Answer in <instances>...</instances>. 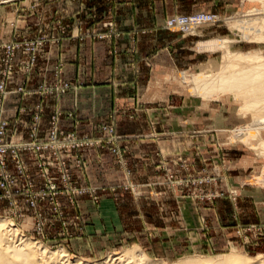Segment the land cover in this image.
<instances>
[{"label":"rangeland","instance_id":"obj_1","mask_svg":"<svg viewBox=\"0 0 264 264\" xmlns=\"http://www.w3.org/2000/svg\"><path fill=\"white\" fill-rule=\"evenodd\" d=\"M59 1L0 0V65L7 93L1 99L3 117L9 124V138L14 140L33 138L46 143L53 128L51 118L56 115L58 132L78 139L88 137L92 146L74 150L55 147L42 152L51 161H55L53 152L63 157L69 169L65 179L54 166L42 176L29 153L22 154L27 165L25 175L15 171L8 157L6 171L11 175L14 194L9 200H0V239L17 248L20 239L28 240L35 251H55L70 262L82 264H106L130 250L166 264L225 255L264 264V150L259 145L264 129L250 126L264 113L247 107L240 93L222 89L194 92L188 83L196 78L215 84L223 74L233 75L239 69L252 67L258 62L255 55L264 61V0H124L123 7L115 11L130 25L120 28L107 17L108 7L101 4L99 28L77 34L81 41L110 40L116 45L114 40H119L125 29L131 33L133 46L136 38L155 30L194 39L193 50L183 48L177 52L183 70L168 79L171 82L173 78L185 94L202 102L203 118H207L203 127H225L214 132L213 137L203 134L202 142L198 141L203 147L198 150L194 139L183 144L177 135L166 136L164 145L168 148L151 154L150 166L143 167L137 166L126 147L119 144L114 123L92 126L90 133L68 132L61 129L60 120L72 114L56 108L42 122L48 99L59 101L78 92L82 85L64 78L62 59L51 64V81H42L31 89L23 85L7 89L17 72L30 78L45 52L59 48L63 39L72 37L63 24L65 12L58 10ZM128 1L134 6L126 5ZM198 14L215 19L190 31L167 25L170 20ZM154 19L159 22L151 24ZM45 26L51 32L47 33ZM23 39H43L44 45L29 51L24 46L16 49L8 69L2 61L1 46ZM189 52L197 53L199 62L205 63L198 70L187 71ZM244 57L250 63L245 64ZM237 63L244 66L238 67ZM65 83L70 89L61 96L40 93L46 87L58 88ZM19 93L38 96L40 101L16 109L12 120L7 116L5 102ZM36 105L42 107L38 123L33 120ZM210 108L214 112L210 113ZM23 115L29 121H24ZM162 116L155 121V128H176L177 121L170 122ZM90 163L93 172L88 173ZM49 182L56 185L54 191L47 190ZM29 199L34 201V207L29 205ZM36 254L41 259L40 253Z\"/></svg>","mask_w":264,"mask_h":264},{"label":"crops","instance_id":"obj_2","mask_svg":"<svg viewBox=\"0 0 264 264\" xmlns=\"http://www.w3.org/2000/svg\"><path fill=\"white\" fill-rule=\"evenodd\" d=\"M123 1L60 0L58 10L65 12L63 24L72 33V37L63 39L59 48L45 52L30 78L17 72L14 82L7 89L20 85L31 89L42 81H51L54 77L51 67L62 59L65 63L64 78L80 81L82 85L78 92L69 93L59 101L48 99L42 122L45 123L51 109L56 108L61 109L64 114H72L71 117L64 115L60 120L61 129L68 132L90 133L92 126L114 123L116 135L120 136L119 144L126 147V152L137 166L143 167L150 166L151 154L168 148V145H164L165 138H168L166 136L177 135L178 142L183 144L187 139H194L198 150V147H203L198 142H202L203 134H211L213 137L214 132L225 126L215 124L203 127L207 118H203L202 102L195 96L185 94L183 87L174 83L173 78L171 82L168 79L183 70L177 52L183 48L185 51L193 50L191 45L194 39L191 37L184 38L179 34L155 30L151 32L153 34L136 38L137 44L133 46L130 41L131 33L123 29L124 33L119 40H114L116 45L110 40H79V32L99 28L101 4L108 7L107 17L112 18L115 26L120 28L130 25L126 17L118 18L115 11L116 7H123ZM125 3L133 5L129 1ZM150 22L155 24L159 21L154 19ZM45 28L47 33L51 32V28ZM191 52L187 71L198 70L205 64L199 62L197 53ZM181 77L184 84L183 73ZM39 101L38 96L27 97L20 93L9 96L5 102L9 108L7 116L14 120L16 109L31 107ZM209 111L214 112V109L210 108ZM162 115L170 122L173 119L177 121L176 128H155V121ZM189 117L193 120L188 127ZM22 118L29 121L26 115ZM92 167L93 164L90 163L88 173L93 172ZM106 202L103 201L104 204Z\"/></svg>","mask_w":264,"mask_h":264},{"label":"built area","instance_id":"obj_3","mask_svg":"<svg viewBox=\"0 0 264 264\" xmlns=\"http://www.w3.org/2000/svg\"><path fill=\"white\" fill-rule=\"evenodd\" d=\"M215 18L211 17L207 14H198L192 17L186 18H176L174 20H170L167 25L172 26L173 28H186L187 31L194 30L198 26L206 22H212ZM43 39L39 41H28L26 39L23 40H14L13 42H8L2 44L1 48L4 51L2 61L5 63V66L10 69V62L14 56V52L16 49L24 46L28 51L29 49L34 48H41L44 44ZM5 74L1 72V65H0V200L2 199H11L12 195L14 194V189L12 186V179L11 175L6 171L7 167V159L9 157L10 161L14 165L15 171H19L22 174H26V159L23 157V153H29L32 156V159L36 161L37 170L40 172L42 176L47 175L49 173V168L55 167L59 173L63 174L62 178L65 179L66 173L69 169H67L65 160L62 161L63 157H59L57 152H53L52 154L55 155V161L49 160V158H45L42 152L44 150L48 151V149H54L55 147H61L68 150L80 149L85 147H91L92 141L88 137L83 138H76L73 134H61L55 128L57 125V116H53L51 118L52 123V130L48 134V140L45 142H41L37 139L28 140V141H21L19 139L14 140L13 138H9L8 131H9V124L3 117V108L1 107V99L7 95L5 92ZM70 89L69 84H63L61 87L58 88H50L46 87L45 89L40 92L43 95L47 94H54L57 93L59 96L65 94ZM42 112V107L35 106L34 107V123H38L39 114ZM28 177H26L27 179ZM15 182V181H14ZM30 186V184H28ZM27 187V186H26ZM31 187V186H30ZM28 188V187H27ZM56 189V185L49 182L47 190L54 191ZM19 190L16 191L18 193ZM27 191V190H26ZM29 205L34 207L35 203L33 200H28Z\"/></svg>","mask_w":264,"mask_h":264},{"label":"bare ground","instance_id":"obj_4","mask_svg":"<svg viewBox=\"0 0 264 264\" xmlns=\"http://www.w3.org/2000/svg\"><path fill=\"white\" fill-rule=\"evenodd\" d=\"M264 22V20H262ZM254 25V24H253ZM249 28H256L255 26H246ZM258 57L260 59H258ZM258 62L253 64L252 67L239 69L233 75L223 74L219 77L215 84L206 82V80L200 81L193 78L191 85L194 87L193 91L202 92L225 90L228 93H240L239 96L247 101V107L253 106L260 112L264 113V61L261 60V56H253ZM243 62L245 64L250 63L247 57H244ZM236 65L244 66V64L237 63ZM228 66V65H227ZM217 86V87H216ZM243 90V91H241ZM212 93V92H211ZM209 97V95H208ZM254 128L264 129V117L255 118L250 124ZM259 145L264 150V135L259 141ZM19 248L5 244L0 239V264H82L78 261H69L64 259L65 256L55 251L48 252L46 249H39L36 251L32 248L28 240L20 239ZM40 253L41 259L38 258L36 253ZM106 264H166L163 261L157 262L149 259L142 252L138 250H130L120 256L108 261ZM175 264H253L243 259H234L230 255L219 256L216 258H186L180 259ZM259 264V263H258Z\"/></svg>","mask_w":264,"mask_h":264}]
</instances>
